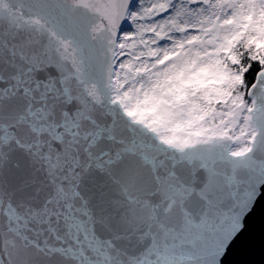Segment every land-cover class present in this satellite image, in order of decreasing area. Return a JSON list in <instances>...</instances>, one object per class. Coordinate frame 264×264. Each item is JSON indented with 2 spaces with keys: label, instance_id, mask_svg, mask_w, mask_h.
Wrapping results in <instances>:
<instances>
[{
  "label": "snow or ice",
  "instance_id": "1",
  "mask_svg": "<svg viewBox=\"0 0 264 264\" xmlns=\"http://www.w3.org/2000/svg\"><path fill=\"white\" fill-rule=\"evenodd\" d=\"M264 201V0H0V264H224Z\"/></svg>",
  "mask_w": 264,
  "mask_h": 264
},
{
  "label": "water",
  "instance_id": "2",
  "mask_svg": "<svg viewBox=\"0 0 264 264\" xmlns=\"http://www.w3.org/2000/svg\"><path fill=\"white\" fill-rule=\"evenodd\" d=\"M243 234L231 246L224 264H264V201L245 221Z\"/></svg>",
  "mask_w": 264,
  "mask_h": 264
}]
</instances>
